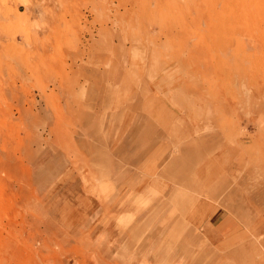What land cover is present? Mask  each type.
<instances>
[{
    "label": "rangeland",
    "instance_id": "374dc122",
    "mask_svg": "<svg viewBox=\"0 0 264 264\" xmlns=\"http://www.w3.org/2000/svg\"><path fill=\"white\" fill-rule=\"evenodd\" d=\"M119 134L151 181L249 214L234 262L264 264V0H0V264L92 262L77 212Z\"/></svg>",
    "mask_w": 264,
    "mask_h": 264
},
{
    "label": "crops",
    "instance_id": "0c3cea01",
    "mask_svg": "<svg viewBox=\"0 0 264 264\" xmlns=\"http://www.w3.org/2000/svg\"><path fill=\"white\" fill-rule=\"evenodd\" d=\"M121 118L122 123L130 124V138L139 143V150L151 140L150 147H165L164 135L158 137V128L153 125L154 116ZM117 138L104 151V181L88 184L89 193L81 196L83 212H77L86 218L85 228L77 236L91 241L90 264H236L237 253L251 251L249 246H239L237 237L260 233L251 226L249 214L244 212L241 217L244 230H240L239 218L220 215L218 209L202 200L201 179L190 185L191 180L184 178L167 188L156 179L151 181L139 165L126 163V156L136 153V149L119 145L122 134ZM51 167L55 169L53 164ZM152 183L161 192L148 202ZM189 185L193 193L185 189ZM143 203L149 205L145 207ZM259 246L258 251H264V245Z\"/></svg>",
    "mask_w": 264,
    "mask_h": 264
}]
</instances>
